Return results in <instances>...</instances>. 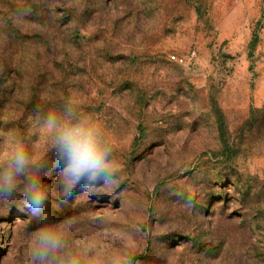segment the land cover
Here are the masks:
<instances>
[{
    "label": "rangeland",
    "instance_id": "obj_1",
    "mask_svg": "<svg viewBox=\"0 0 264 264\" xmlns=\"http://www.w3.org/2000/svg\"><path fill=\"white\" fill-rule=\"evenodd\" d=\"M35 2L0 0V171L29 157L0 199V264H264V0ZM80 122L118 181L65 197L54 142Z\"/></svg>",
    "mask_w": 264,
    "mask_h": 264
},
{
    "label": "clouds",
    "instance_id": "obj_2",
    "mask_svg": "<svg viewBox=\"0 0 264 264\" xmlns=\"http://www.w3.org/2000/svg\"><path fill=\"white\" fill-rule=\"evenodd\" d=\"M30 9H28V14ZM50 127L57 126L56 118L48 119ZM54 145L57 150V175L65 197L79 186L92 187L100 184L113 185L118 181V170L109 160L111 150L99 141L95 130L85 123L70 124L60 128ZM29 164V157L18 150L11 163L0 171V199H9L16 189V178L23 175ZM24 204L32 214H38L47 203L48 191L45 181L30 176L23 192ZM194 196L189 194L187 202L191 205ZM43 247L38 255L43 260L49 251H55L58 238L47 230L42 232ZM70 264H79L75 259Z\"/></svg>",
    "mask_w": 264,
    "mask_h": 264
},
{
    "label": "trees",
    "instance_id": "obj_3",
    "mask_svg": "<svg viewBox=\"0 0 264 264\" xmlns=\"http://www.w3.org/2000/svg\"><path fill=\"white\" fill-rule=\"evenodd\" d=\"M3 2H7V3H11V2H15L18 7H17V12H19L20 14H26L28 12V9H30V13H35L34 9L36 7V2L35 0H2ZM17 2H21L22 3V9L20 10L19 7L21 5V3H17ZM101 2V0H100ZM16 5V6H17ZM14 10L16 11V8H14ZM9 25H14L13 23H10ZM17 30V29H16Z\"/></svg>",
    "mask_w": 264,
    "mask_h": 264
},
{
    "label": "built area",
    "instance_id": "obj_4",
    "mask_svg": "<svg viewBox=\"0 0 264 264\" xmlns=\"http://www.w3.org/2000/svg\"><path fill=\"white\" fill-rule=\"evenodd\" d=\"M173 58H175L176 60L180 61V62H184V58L183 57H178L176 55L173 56Z\"/></svg>",
    "mask_w": 264,
    "mask_h": 264
}]
</instances>
